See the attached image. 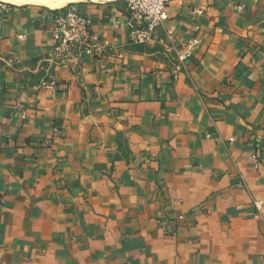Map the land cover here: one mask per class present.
<instances>
[{"label": "crops", "instance_id": "0c3cea01", "mask_svg": "<svg viewBox=\"0 0 264 264\" xmlns=\"http://www.w3.org/2000/svg\"><path fill=\"white\" fill-rule=\"evenodd\" d=\"M77 3L112 48L49 88L62 8L0 3V264H264V0H173L142 44Z\"/></svg>", "mask_w": 264, "mask_h": 264}, {"label": "built area", "instance_id": "2783aa9c", "mask_svg": "<svg viewBox=\"0 0 264 264\" xmlns=\"http://www.w3.org/2000/svg\"><path fill=\"white\" fill-rule=\"evenodd\" d=\"M173 0H125L126 16L124 22L113 17L111 24L114 29L119 28L123 23L129 27L130 41L136 44H142L149 40L158 38V30L168 19L167 7ZM181 1V0H179ZM193 13L198 15L203 14L202 8H194ZM55 29L53 36L55 46L50 54L44 59L47 63L46 74L39 82L41 87H54L56 79L51 74V69L55 64L64 63L74 50H78L81 54L91 55L94 52L104 51L112 48L111 43L107 39L99 41L92 34L91 20L87 14L79 11L75 6H68L57 10L54 16ZM25 36H21L24 38ZM201 43L199 39L190 40L185 44L177 54L179 65L183 66L186 60L192 55V51ZM174 71V79L176 78ZM26 109L24 102L18 101L15 105V110L21 118H25ZM57 129L55 128V131ZM209 136V135H208ZM42 143L54 148V145L49 139H43ZM251 158L257 160L256 153L251 155ZM257 217L264 205L262 200H253Z\"/></svg>", "mask_w": 264, "mask_h": 264}, {"label": "bare ground", "instance_id": "6f19581e", "mask_svg": "<svg viewBox=\"0 0 264 264\" xmlns=\"http://www.w3.org/2000/svg\"><path fill=\"white\" fill-rule=\"evenodd\" d=\"M2 2H9L17 5H25V4H42L51 8H57L63 6L68 2H79L80 0H0Z\"/></svg>", "mask_w": 264, "mask_h": 264}, {"label": "rangeland", "instance_id": "374dc122", "mask_svg": "<svg viewBox=\"0 0 264 264\" xmlns=\"http://www.w3.org/2000/svg\"><path fill=\"white\" fill-rule=\"evenodd\" d=\"M0 3H3V4H9V2H1ZM81 5V3H77V2H68V3H65L63 6H60V7H57V8H54V9H60V8H65V7H68V6H76L77 8H79V6Z\"/></svg>", "mask_w": 264, "mask_h": 264}]
</instances>
